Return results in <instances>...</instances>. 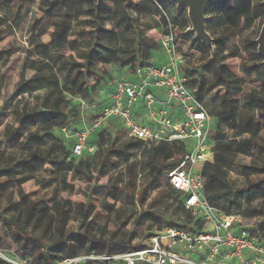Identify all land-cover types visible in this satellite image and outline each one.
Returning <instances> with one entry per match:
<instances>
[{"label": "trees", "instance_id": "obj_1", "mask_svg": "<svg viewBox=\"0 0 264 264\" xmlns=\"http://www.w3.org/2000/svg\"><path fill=\"white\" fill-rule=\"evenodd\" d=\"M68 1L77 3L75 10L70 5L66 6ZM155 1L160 8L154 0H61L59 3L64 18L71 20L74 14L85 17V20L79 22L83 28L74 31L71 23L66 20L56 24L49 46L42 41L45 31L40 28L35 32L34 27L27 22L29 9L24 8L23 4L11 6L5 0H0V9H4L0 28H7L0 29L3 34L0 36V42L5 35H15L23 24L27 26L26 33L29 35V48L24 49L26 58L19 72V79L14 84L11 99L3 105V110L13 109L14 119L5 125L1 132L5 145L17 150L22 157H10V161L2 167L5 152L0 151V195L32 181L39 167L56 173V178H52L51 182L64 184L67 183L70 173L79 178H89L93 175L103 177L111 172H118L116 176L108 179L102 193L107 200L113 201V204L108 206L110 213L117 211L118 216L125 219L122 225L130 224L136 228L143 222H148L158 231H163L169 226L192 222L190 212L183 205L181 193L175 192L165 178L169 171L178 166L186 153L184 142L154 141L147 146L139 140L128 138L124 129H121L124 130L121 134L117 133L112 137L108 130L102 127L96 129L89 138V145L94 147V152H86L82 157L76 158L72 149L74 140L68 138L70 142L66 145L64 134H60V138L53 134L55 130L63 129L74 134L84 128L83 125L74 126V123L82 120V112L78 109L74 112L69 110L66 93H69L73 100L79 99L80 105L83 102L91 105L94 103V95L100 92L99 88L107 80V67L114 65L130 72L137 66L150 62L152 56L161 51V44H156L155 40L149 38V31L164 26L162 34H168L169 23L175 31L184 30L188 24L187 28L191 31L185 9H179L169 1L176 7L178 17L175 18L170 15L162 0ZM262 2L255 7L254 0H234L233 4H230L229 0H219L207 7L206 17L211 8L222 6L224 22L233 27L250 28L259 18L260 11L264 10L261 7ZM153 15H157L160 21L148 19ZM209 23L210 19L207 17V31ZM263 24L264 19L260 29ZM259 33L260 31L258 36ZM258 36L253 42L246 41L248 44L244 52L248 57L246 70H250L256 63L261 64L262 68L256 71L255 82L259 88H243L241 79L232 80L223 75L218 76L211 88L206 87L205 80L195 77L184 65L181 68L183 75L188 79V87L207 107L218 124V129L210 136L214 143L213 163H207L201 172L207 200L211 206L227 214L240 215L246 220L264 216V206L254 205L256 196L252 193L256 187H261L264 193V179L259 183L245 185L232 179L234 172L247 176L264 173V68L263 60L257 55ZM71 37H79L85 47L79 58L72 54L67 56ZM214 40L213 49L200 39L194 40V43H198L211 54L213 60L209 63L210 67L216 64L214 59H218L224 51L223 47L217 45L218 40ZM72 45L80 51L78 45ZM250 46L256 50L249 49ZM21 49V45L16 48L6 45L0 49V78L4 58L12 57ZM239 53L240 48L236 47L231 55L236 57ZM219 64L221 63L217 62V65ZM212 89L220 91L217 100L206 97L207 92ZM49 90L57 92L55 102L51 106L38 96L41 91ZM26 96L31 100L18 102V99ZM1 116L0 113V127ZM53 142L61 149L56 161L44 162L23 157L35 144L54 146ZM242 156L256 157L260 162L257 170L243 164L240 159ZM70 157L80 159L78 164L75 165ZM153 194V198L148 202ZM12 195L13 193L8 195L10 206L6 211H14L13 214L0 209L1 252L11 249L34 264H58L61 260L80 255L109 257L146 247L132 245L135 235L133 233L122 242H103L87 234L55 236L54 229H62L70 221L72 210L67 206V202L58 201L52 196L35 202V210H23L28 203V196L19 190L18 203H14ZM146 203L147 207L144 209ZM169 213L174 216L173 220L167 219ZM257 230L260 240L264 243V218ZM0 264L7 263L0 257Z\"/></svg>", "mask_w": 264, "mask_h": 264}, {"label": "built area", "instance_id": "obj_2", "mask_svg": "<svg viewBox=\"0 0 264 264\" xmlns=\"http://www.w3.org/2000/svg\"><path fill=\"white\" fill-rule=\"evenodd\" d=\"M167 28L170 32L161 34L160 39L164 63L155 62L154 54L150 62L117 80L108 90L110 100L98 110L83 102V109L97 112L93 126L74 134L67 129L62 132L74 140L76 158L94 152L89 138L111 119L125 130L128 138L147 146L154 141L184 142L186 153L165 178L175 192L181 193L192 222L157 231L144 249L109 257L80 255L58 264H264V243L258 226L254 227L252 220L211 206L207 200L201 172L207 163H213L214 143L210 136L218 124L188 87L175 28L170 23ZM0 257L7 264H34L12 250L0 252Z\"/></svg>", "mask_w": 264, "mask_h": 264}, {"label": "rangeland", "instance_id": "obj_3", "mask_svg": "<svg viewBox=\"0 0 264 264\" xmlns=\"http://www.w3.org/2000/svg\"><path fill=\"white\" fill-rule=\"evenodd\" d=\"M5 1L8 5L19 6L23 4L24 8L29 9L27 22H29L34 27L35 32L40 28L45 31L44 35L42 36V41L49 46H51V34L54 31L56 24L63 23V21L66 20L71 23L74 31L83 28L81 25H79V22L81 20H85V17L74 14V17L71 20L64 18V14L59 3L61 0ZM262 1L263 0H254L255 7L258 6ZM162 2L168 7L170 15L177 18L178 16L176 13V7H173L168 0H162ZM229 3L233 4L234 0H229ZM24 4H27V6ZM69 5L72 6L74 10L77 7V3L74 1H68L66 6ZM221 10L222 6H214L207 12V17L210 19L208 31L214 38L218 40L217 45L224 48L223 54L220 55L218 59H214L216 64L210 67L209 63L213 60L211 54L208 51H205L204 48L198 43H194L196 37L187 28L188 24H186V28L184 30L182 29L175 31L178 49L183 56L182 65H184L187 70H189V72H193L195 77L205 80L207 83L206 87L209 86L211 88L212 85L216 83L218 76L223 75L232 80L237 78L241 79L243 82V88H259V85L255 82L257 77L256 71L262 68L261 64L256 63L250 68V70H246L245 65L248 63V57L244 51L246 50V45L248 44L246 41L253 42L258 36V32L261 31L260 25L264 19V10L260 11L258 15L259 18L250 28L245 26L233 27L224 22ZM3 15L4 9L2 8L0 9V19ZM152 18L160 21V18L157 15H153V17L148 19ZM26 28L27 26L25 24L21 25V27L16 31L15 35H5L7 34V31H5V36L0 42V49L4 48L6 45H11L15 48L21 45L22 48L12 57H5L3 60L4 68L2 77L0 78V83L2 86V96L0 97V113L2 114V126L0 127V151L5 152V161L2 167L6 164V162L10 161V157H15L17 159L22 157V155L17 152V150L10 149L5 145L2 140L1 132L4 129V126L9 121L14 119L13 109H9L7 111L3 110V105L8 100H10L13 95L14 84L19 79V72L22 70L26 58L24 49L27 50L29 48V35L26 33ZM0 29L7 30L6 26L1 27ZM163 29L164 26L162 28L149 31V38L155 40L156 44L160 43ZM0 36H3V34L0 33ZM69 44L70 45L67 47V56L72 54L79 58L82 50H85L80 38L71 37L69 39ZM72 44L78 45L80 51H77V47ZM236 47L240 48V53L234 57L231 54L234 53ZM249 49L254 51L256 50V48L252 46H250ZM217 62H220L221 64L217 65ZM100 67H102V65H100ZM107 68L109 70V74L106 77L107 80L102 83L101 87L99 88L100 92L94 95V103L90 105L95 106L96 110L101 108L100 105L103 106L108 103L111 98L110 91L108 90H112L115 82L122 77H125L129 73L127 69L121 70L114 65ZM90 80L92 82L94 81L93 78H90ZM107 83H110L111 85L108 86ZM219 93L220 91L212 89L211 91L207 92L206 97L216 98L217 100ZM56 95V90L41 91L38 94L40 99L44 100V103L48 102L49 106L55 102ZM65 96L66 100L69 101L70 111L74 112L75 109H78L80 112H82V120L74 123V126L77 127L78 125H83V127L86 128L93 126L97 112L94 110H89L87 107L83 109L82 105L78 103L80 102L79 99L76 98L73 100L69 93H66ZM30 100L31 98L26 96L22 99H18V102ZM143 119H145L144 121H147L145 117H143ZM102 127L106 128L112 137H114L117 133L121 134L124 131L121 130V126L115 123L112 119L103 123L99 129ZM54 132L55 133L53 134H55L57 138H60V134L61 136L64 134L62 130H55ZM68 138L70 137L65 136L66 145L70 142ZM258 142H260V140H258ZM53 144L54 146H50V144L46 146H39L35 144L33 148L23 157L30 158L31 160L36 159L38 161L42 160L44 162H54L59 159L61 149L58 144L54 142ZM137 158H139V153ZM70 159L75 162V165H77L80 160L73 157H70ZM240 159L243 164L252 168L253 170H257L260 165V162L254 156H242ZM203 165L204 163L200 164V166ZM117 173L118 172H111L103 177L93 175L89 178H79L77 175L70 173L68 175L67 183L64 184L59 183L58 181L51 182L52 178H56V173L49 169H42L39 167L38 171L33 175L34 179L32 181L25 183L20 188H15L13 191H9L6 194L0 195V209L8 214H13L14 211H6V209L10 206V202H8V195L13 193V202L18 203L19 190L22 192V194L28 196V203L23 207V210H35V202L40 199L55 196L58 201L67 202V206L72 210L68 225L62 229H54L53 234L55 236L87 234L91 237L101 239L103 242L111 240L114 242H122L123 240H127L129 235L133 233L135 235L132 245L146 246L149 244L151 238L157 233L158 229L156 227L152 226V224L148 222H143L139 227L136 228L130 224L122 225L125 219L119 217L117 211L113 213H110L109 211L108 206L113 204V201L107 200L105 194L102 193V190L105 187L108 179L116 176ZM232 179L238 180L243 185L247 183H259L261 179H264V173H254L253 175L247 176L245 174L240 175L239 173L234 172L232 174ZM47 182L51 183L46 185ZM252 193L253 196H256L254 205L264 206V193L261 187H256ZM153 196L154 194L149 197L148 202L151 201ZM147 203L143 207L144 209L147 207ZM118 206L119 205L117 204L116 208H118ZM138 211H140V209H138ZM87 212H89L88 215H86ZM173 218L174 216L169 213L167 219L173 220ZM263 218L264 216L258 217L257 219L250 221V223L254 227H257L258 224L262 222ZM175 220L183 222V220L178 218H175ZM42 230L43 229H41V231ZM10 251L11 249L7 252H0L6 254Z\"/></svg>", "mask_w": 264, "mask_h": 264}, {"label": "water", "instance_id": "obj_4", "mask_svg": "<svg viewBox=\"0 0 264 264\" xmlns=\"http://www.w3.org/2000/svg\"><path fill=\"white\" fill-rule=\"evenodd\" d=\"M179 9H185L187 11V17L191 25V31L196 38L205 42L211 49L214 48V38L207 31L206 28V10L207 7L219 0H168ZM261 7L264 8V1L261 3ZM257 55L263 60L262 66L264 68V24L262 25L259 36L256 40Z\"/></svg>", "mask_w": 264, "mask_h": 264}, {"label": "crops", "instance_id": "obj_5", "mask_svg": "<svg viewBox=\"0 0 264 264\" xmlns=\"http://www.w3.org/2000/svg\"><path fill=\"white\" fill-rule=\"evenodd\" d=\"M154 61L161 64L165 62V57L164 55L159 51L157 54H155Z\"/></svg>", "mask_w": 264, "mask_h": 264}]
</instances>
